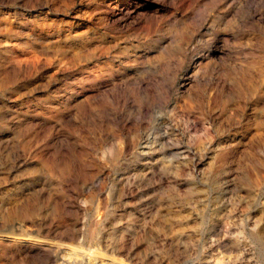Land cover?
<instances>
[{
    "label": "rangeland",
    "instance_id": "1",
    "mask_svg": "<svg viewBox=\"0 0 264 264\" xmlns=\"http://www.w3.org/2000/svg\"><path fill=\"white\" fill-rule=\"evenodd\" d=\"M69 1L0 0V264H264V0Z\"/></svg>",
    "mask_w": 264,
    "mask_h": 264
},
{
    "label": "bare ground",
    "instance_id": "2",
    "mask_svg": "<svg viewBox=\"0 0 264 264\" xmlns=\"http://www.w3.org/2000/svg\"><path fill=\"white\" fill-rule=\"evenodd\" d=\"M141 1H143V0H118V4L120 5V7H119V10H116L115 12H114V10H112L111 11V9H110V11L107 13L108 14V16H113V18L115 17V16H118V15H122V13H125V14H133V13H136V12H138V11H140V7H139V3L141 2ZM144 1H146V0H144ZM54 4V3H53ZM79 4V5H78ZM44 5V4H43ZM57 8V7H56ZM55 8V9H56ZM65 8H66V11L64 12V14H62V17H61V20H59V21H61L62 23L64 22L66 25L65 26H68V32L70 33L71 32V30L72 29H74V30H72V31H77V29H85L84 31H86V30H89L90 29V27H89V25H87V23H89V21H90V15H91V13L93 12V8L89 5V2H83L82 1V3H81V1H78V0H71V1H69V3L68 4H66V6H65ZM61 9V8H60ZM59 8H58V10L57 11H61ZM96 9V8H95ZM34 11V10H33ZM63 12V11H62ZM57 13V12H56ZM56 13H54V8L51 6V5H49V4H46V5H44L41 9H40V11L39 12H37V14L36 15H34L33 14V16H35V17H37V18H41L42 20H48L50 23H54L55 24V22L57 21V19H58V15L56 14ZM60 13V12H59ZM25 14V13H24ZM21 15V14H20ZM22 16H24V15H22ZM129 16V15H128ZM45 21V22H46ZM188 21V20H187ZM27 22V21H26ZM63 23V24H64ZM27 25V24H26ZM67 28V27H66ZM67 30V29H66ZM68 35H70V34H68ZM66 36L67 35H63V37H59L58 38V41L59 40H61V39H65L66 38ZM88 40V39H87ZM94 43V42H93ZM6 56V55H5ZM3 58H4V56H3ZM6 59H7V56H6ZM10 59V58H9ZM8 62H9V64L12 66L13 65V67L15 66L14 65V63L15 62H17V61H15L14 62V60H13V58L11 59V60H8ZM8 64V65H9ZM14 71V70H13ZM13 73V72H12ZM15 73V72H14ZM13 73V74H14ZM9 75H10V73H9ZM8 77V76H7ZM11 77V76H10ZM10 77H8V78H10ZM93 93V92H92ZM17 130H18V128H17ZM22 130V129H21ZM16 131V130H15ZM22 131H24V130H22ZM26 131V130H25ZM145 136V135H144ZM147 137V136H146ZM142 140V139H141ZM149 139L147 140V139H145L144 141H143V145H142V147L144 148V149H147L148 147H150L149 146ZM167 142V141H166ZM160 144V143H159ZM158 146V145H157ZM149 150V149H148ZM141 153V152H140ZM52 160V159H51ZM50 165V164H49ZM47 171V170H46ZM49 172V174H50V170H48ZM52 172V171H51ZM15 200V199H14ZM35 200V199H34ZM29 201H30V198H29ZM28 201V202H29ZM20 202H21V200H20ZM31 202V201H30ZM24 204V203H23ZM22 205V204H21ZM20 207H22V206H20ZM28 207V206H27ZM31 208V207H30ZM33 208V207H32ZM15 209V208H14ZM21 209V211H22V208H20ZM29 209V208H28ZM19 210V209H18ZM24 210V209H23ZM30 210V209H29ZM28 210V211H29ZM17 211V210H16ZM20 211V210H19ZM34 210H32V212H33ZM18 212V211H17ZM16 212V213H17ZM30 213V212H29ZM34 213V212H33ZM25 214V212H23L22 211V215H24ZM27 214V213H26ZM16 215V214H15ZM28 215V214H27ZM13 217H14V214L12 215ZM20 216V215H19ZM18 216V217H19ZM33 216V215H32ZM25 217V216H24ZM22 218V217H21ZM12 220V219H11ZM23 220V219H22ZM21 220V221H22ZM25 221V220H24ZM26 221H27V219H26ZM30 224V223H29ZM30 225H32V223L30 224ZM18 226H19V228H22V227H25V223H21V222H19L18 223ZM16 227V226H15ZM142 230V229H141ZM28 244V243H27ZM36 245H34V243L33 244H28L27 245V249L28 250H33V248L35 249L36 247H35ZM48 246V245H47ZM116 247V246H115ZM38 249H41L40 248V246H38L37 247ZM44 249V248H43ZM48 249V248H47ZM69 249V248H68ZM37 250V249H36ZM35 250V251H36ZM27 251V250H26ZM23 253V252H22ZM121 254V253H120ZM132 254V253H131ZM115 257V256H114ZM121 263V262H120Z\"/></svg>",
    "mask_w": 264,
    "mask_h": 264
}]
</instances>
